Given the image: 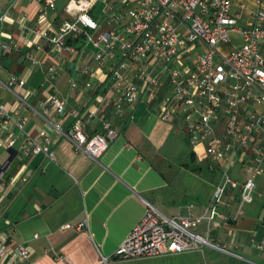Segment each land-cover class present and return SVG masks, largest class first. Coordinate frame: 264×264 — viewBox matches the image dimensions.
I'll return each instance as SVG.
<instances>
[{
	"label": "crops",
	"instance_id": "obj_1",
	"mask_svg": "<svg viewBox=\"0 0 264 264\" xmlns=\"http://www.w3.org/2000/svg\"><path fill=\"white\" fill-rule=\"evenodd\" d=\"M10 1L0 0V12ZM46 23L34 0H16L11 17L0 24L2 41L12 40L11 48L0 55V78L6 81L9 73L24 78L23 86L13 84V88L34 109L2 87L0 100L15 110L17 116L25 118L27 133L37 135L44 130L51 137L55 153L54 160L43 152L24 154L21 146L25 134L15 125H5L0 130V264H102L97 248L111 254L149 205L164 214L177 215L188 211L189 202L194 203V212L209 204L219 167L206 155L203 142H189L190 148H183L181 166L190 165L187 161L190 160L200 176L204 166L210 173L213 171V180L209 187L204 178L203 188L186 189L190 199L181 203L174 190H169L173 176L168 169L173 160L172 145L185 134L184 116L182 111L168 119L160 116L162 100L172 89L167 74H163L155 94L143 93L142 100L126 105L123 115L117 116L103 98L110 84L109 61L94 60L96 47L84 39L71 54L57 52L44 37L28 29L30 25ZM233 34L239 35L238 43L232 42ZM241 43V35L232 32L231 39L219 47L227 51ZM262 50L264 53V45ZM70 62H73L71 67ZM50 64L60 68L52 81H48L45 74ZM85 64L95 71L94 75L80 72ZM70 77L77 80V88L69 86ZM86 80L91 86L84 85ZM52 94L64 100V113L50 106L48 99ZM71 108L76 109L77 116L84 121L88 134L101 129V116L120 128L98 160L77 151L72 142L44 118L68 129L75 118L70 113ZM10 136L16 138L13 146H7ZM179 141L186 147L184 141ZM255 153L256 145L250 144L242 158L240 154L231 158V176L242 180L245 167L253 162ZM261 169L256 176L252 200L241 201L239 187H232L216 204L224 218L202 220L196 226L198 231L233 253L219 251L237 253L234 256L251 264H264V159ZM175 202L178 203L174 205ZM85 217L91 237L77 227ZM22 242L30 248L29 258L23 263L15 252ZM200 252L203 254L204 250ZM169 255L172 253L112 258L108 264H159V258Z\"/></svg>",
	"mask_w": 264,
	"mask_h": 264
},
{
	"label": "built area",
	"instance_id": "obj_2",
	"mask_svg": "<svg viewBox=\"0 0 264 264\" xmlns=\"http://www.w3.org/2000/svg\"><path fill=\"white\" fill-rule=\"evenodd\" d=\"M15 1L11 0L0 12V24L5 17H11ZM34 1L40 17L47 23L30 25V31L44 37L57 52L66 54L76 51L67 37L82 35L84 42L96 47L94 60L109 61L110 84L103 98L113 114L123 115L125 106L142 100L143 93L155 94L163 74H167L172 89L162 100L161 118L168 119L182 111L189 142H203L206 155L219 167L209 204L194 212V203L189 202L188 211L177 215H166L149 205L111 254L97 248L99 261L108 264L112 258L201 251L205 246L233 253L198 231L196 226L202 220L224 218L216 204L232 187H239L241 201L252 200L256 176L262 170L264 0H252L251 4L245 0H66L61 11L57 9V0ZM232 32L241 35L242 43L225 51L219 45L228 42ZM11 46L12 40L4 42L0 38V55ZM59 69L57 64L48 65L46 79L52 81ZM80 72L95 74L86 64ZM24 83V78L13 73H9L6 81L0 78V87L10 90L34 109L13 88V84L23 86ZM84 85L91 86V82L86 80ZM69 86L77 88V80L70 77ZM48 102L57 112H65V102L59 96L52 94ZM70 113L75 118L68 129L44 118L77 151L98 160L120 128L101 116V129L88 134L76 109L71 108ZM5 125H15L25 134L21 146L24 154L43 152L47 158L55 159L51 137L44 130L37 135L27 133L25 118L17 116L15 110L0 100V130ZM15 140L10 136L7 146H13ZM250 144L256 145L253 162L246 165L243 179L237 180L230 174L231 158H237L238 154L242 158ZM77 227L91 237L86 217ZM15 252L23 263L29 258V245L22 242Z\"/></svg>",
	"mask_w": 264,
	"mask_h": 264
},
{
	"label": "rangeland",
	"instance_id": "obj_3",
	"mask_svg": "<svg viewBox=\"0 0 264 264\" xmlns=\"http://www.w3.org/2000/svg\"><path fill=\"white\" fill-rule=\"evenodd\" d=\"M65 2L66 0H58V11H61L62 5ZM3 39L6 40L5 38ZM232 39V42L234 43H238L240 41V37L238 34H233ZM179 139L181 141H184L186 147H183V145H181ZM179 139L177 142H175L174 145H172L173 160L170 168L168 169V172L172 174L173 182L169 190H174L176 196L180 197L179 199H181V203H183L184 201L190 199V196H188V192H186V189H190L195 186L203 188L205 186L204 178L207 182V187H209L213 180V177L210 171L204 166L201 167V173L203 175L200 176L196 174L193 166L194 163L190 162V160H187L190 165H187L185 167L181 166L180 163H182L183 161V159L181 158V156H183V148H186V150H188L190 148V143L186 134H183V138L181 139L179 137ZM172 147L170 149H172ZM177 203L178 202H175L174 205H176ZM165 214L168 215V213L166 212ZM202 250H204L203 254L200 251L196 250H187L177 252L176 254L172 253V255L159 258V264H251L246 259H238L237 256L229 253H224L209 246L203 247Z\"/></svg>",
	"mask_w": 264,
	"mask_h": 264
},
{
	"label": "trees",
	"instance_id": "obj_4",
	"mask_svg": "<svg viewBox=\"0 0 264 264\" xmlns=\"http://www.w3.org/2000/svg\"><path fill=\"white\" fill-rule=\"evenodd\" d=\"M83 36L82 35H78V36H75V37H71V36H68L67 37V42H71L73 43L76 47H79L81 45V43L83 42ZM211 173H213V171H211Z\"/></svg>",
	"mask_w": 264,
	"mask_h": 264
},
{
	"label": "clouds",
	"instance_id": "obj_5",
	"mask_svg": "<svg viewBox=\"0 0 264 264\" xmlns=\"http://www.w3.org/2000/svg\"><path fill=\"white\" fill-rule=\"evenodd\" d=\"M4 19H6V20H7V19H8V17H5ZM82 19H83V20H85V22H86V23H91V21H90V20H88V18H87V17H82Z\"/></svg>",
	"mask_w": 264,
	"mask_h": 264
},
{
	"label": "water",
	"instance_id": "obj_6",
	"mask_svg": "<svg viewBox=\"0 0 264 264\" xmlns=\"http://www.w3.org/2000/svg\"><path fill=\"white\" fill-rule=\"evenodd\" d=\"M73 65V62H70V67Z\"/></svg>",
	"mask_w": 264,
	"mask_h": 264
}]
</instances>
